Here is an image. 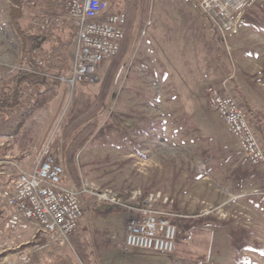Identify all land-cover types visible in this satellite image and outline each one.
Listing matches in <instances>:
<instances>
[{"label": "rangeland", "instance_id": "obj_1", "mask_svg": "<svg viewBox=\"0 0 264 264\" xmlns=\"http://www.w3.org/2000/svg\"><path fill=\"white\" fill-rule=\"evenodd\" d=\"M203 1L140 4L120 53L100 65L95 82L61 80L15 137H0V161L10 158L29 167L48 148L64 165L68 186L86 185L84 216L75 233L91 264H173L177 258L264 264V166L245 158L207 90L215 85L231 92L242 106L232 90L236 80L264 113V31L248 23L263 15L264 0H223L231 12L225 29ZM18 14L9 0H0L2 86L22 62V38L12 18ZM19 22L27 26L28 13ZM214 33L232 78H225L216 60ZM77 49L75 41L66 50L69 70L63 77H70ZM78 117L83 123L74 131L68 123ZM88 124L92 131L73 150ZM235 173L250 180L239 184ZM16 174L15 168L5 169L0 190L9 189ZM151 195L178 227L172 253L123 244L136 214L130 207L142 206ZM4 223L0 217V254L29 241L38 245L9 253L0 264H84L70 240L42 232L32 221L15 230ZM230 229L249 233L246 249L234 248Z\"/></svg>", "mask_w": 264, "mask_h": 264}, {"label": "built area", "instance_id": "obj_2", "mask_svg": "<svg viewBox=\"0 0 264 264\" xmlns=\"http://www.w3.org/2000/svg\"><path fill=\"white\" fill-rule=\"evenodd\" d=\"M58 1V15L53 21L45 19L41 28L49 30L51 23L61 26L71 21L77 29L78 46L71 75L68 78L62 76L61 80L72 85L93 83L98 78L100 65L119 53L126 35L127 15L115 8L118 0ZM223 2L204 0L202 3L206 11L214 13L221 20V29L229 26L226 20L231 13L228 8L230 4ZM30 3L37 5L34 0H30ZM20 68L12 70V73ZM4 81V76L0 74V87ZM30 90L28 88L25 92ZM207 90L211 107L222 116L245 158L252 165L264 166V148L251 125V119L238 100L231 92H225L215 85H210ZM0 166L4 170H17L11 188L0 190V198L14 209L5 220V229L15 230L23 221H32L40 231L56 234L69 241L84 216L81 194L87 191L86 185H83L82 190L66 185L65 167L48 148L42 152L32 170L21 168L18 162L10 158L1 160ZM156 201V196L151 195L142 206L130 207L136 214L127 223L123 241L126 249L162 253L175 250L178 227L170 219L169 213L155 206Z\"/></svg>", "mask_w": 264, "mask_h": 264}, {"label": "trees", "instance_id": "obj_3", "mask_svg": "<svg viewBox=\"0 0 264 264\" xmlns=\"http://www.w3.org/2000/svg\"><path fill=\"white\" fill-rule=\"evenodd\" d=\"M37 1L36 7H32L34 5L30 3V0H9L10 7L19 13L18 17L12 16V18L22 38V62L21 68L15 71L10 81L0 87V137L3 138H13L19 133L27 117L31 116L41 106L44 97L56 90L61 83L60 78L69 70L66 50L75 42L77 35L76 26L71 21L61 26L51 23L49 30H43L41 28L43 21L45 19L53 21L58 15L60 11L59 1ZM148 2L150 3L151 0L117 1L115 8L123 10L127 15L126 35L123 42L131 32V24L139 5ZM24 13H28L29 16L27 26H22L19 22V18H22ZM248 23L264 31V13L262 16L253 17ZM213 38L216 60L224 72L231 76L229 66L221 56L222 47L217 38V33H214ZM40 62L45 64L43 65ZM28 88H31V90L26 93L25 91ZM232 90L242 102V107L251 119V125L257 134L261 146L264 148V113L262 109L259 104L253 103L247 97L236 80L232 81ZM71 122L68 123V126L74 128V131L83 123L79 117L71 120ZM91 131L92 124H88L80 130L72 146L73 150L83 144V140ZM1 151L2 149H0V158L2 156ZM240 176L241 174L238 175L239 184H243L249 179L248 176ZM75 232L72 233L69 240L84 264H91L87 256L85 243ZM228 235L237 251H242L248 247L247 239L249 238V233L245 229H230ZM37 245V241H29L18 248L7 249L0 254V259L9 253ZM173 264H192V261L186 258H177Z\"/></svg>", "mask_w": 264, "mask_h": 264}, {"label": "crops", "instance_id": "obj_4", "mask_svg": "<svg viewBox=\"0 0 264 264\" xmlns=\"http://www.w3.org/2000/svg\"><path fill=\"white\" fill-rule=\"evenodd\" d=\"M75 41H76V39H75ZM75 43V42H74ZM225 63L226 64H228L226 61H225ZM220 66V65H219ZM229 66V65H228ZM220 68H221V72H222V74L225 76V78H232V75H233V72H231V76H228L225 72H224V70L222 69V67L220 66ZM229 69L231 70V68L229 67ZM217 72V74L219 73V71H216ZM223 80H224V78L222 77V76H220L218 79H217V85L220 87V86H222V82H223ZM233 80V79H232ZM237 82V81H236ZM238 83V82H237ZM240 84V85H239ZM238 85L241 87V89L243 90V92L248 96V98L250 99V97H249V92L247 91V89L244 87V85L243 84H241V83H238ZM251 100V99H250ZM262 109V108H261ZM41 156V153H39V156L38 157H36V161H37V159L39 158ZM17 162V161H16ZM18 164H19V166L21 165H23V164H21V163H19L18 162ZM33 165H29V167L27 166V167H25V168H23V167H21V168H23V169H25V170H32L33 169V167H35V165H36V162L34 163H32ZM23 166H25V165H23ZM4 174H5V170L0 166V177H3L4 176ZM66 183V182H65ZM67 184V183H66ZM68 185V184H67ZM9 188H11V187H9ZM13 210L14 209H12V208H10V207H8L7 205H4V206H0V217L2 218V219H7L12 213H13Z\"/></svg>", "mask_w": 264, "mask_h": 264}]
</instances>
